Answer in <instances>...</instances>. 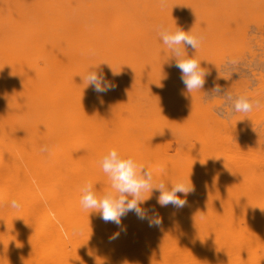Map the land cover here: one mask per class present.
<instances>
[{
  "label": "rangeland",
  "instance_id": "obj_1",
  "mask_svg": "<svg viewBox=\"0 0 264 264\" xmlns=\"http://www.w3.org/2000/svg\"><path fill=\"white\" fill-rule=\"evenodd\" d=\"M161 25L202 37L185 53L201 61L202 89L187 91L175 55L158 35ZM92 69L115 87L97 93L87 86L82 77ZM240 96L259 106L229 115ZM53 141L98 175L112 149L137 163L156 161L162 174L165 162L187 158L191 176L177 180L193 186L194 215L211 220L220 203L230 226L239 200L255 203L259 242L254 253L243 252L260 264L264 0H0V173L13 165L33 177L21 180L58 175L64 150ZM45 145L51 151H41ZM212 240L210 230L208 264H217ZM223 251L236 264H255L240 250Z\"/></svg>",
  "mask_w": 264,
  "mask_h": 264
},
{
  "label": "bare ground",
  "instance_id": "obj_2",
  "mask_svg": "<svg viewBox=\"0 0 264 264\" xmlns=\"http://www.w3.org/2000/svg\"><path fill=\"white\" fill-rule=\"evenodd\" d=\"M55 143L54 149L58 146L63 148L61 142ZM65 148L68 147L65 145ZM65 148L60 149L63 152L57 150L62 152L63 159L56 176L47 173L40 180L35 177L37 181L21 180L26 173L29 174L27 169L13 165L6 169L8 173H0V264H208L210 230L213 232L212 245L218 249L212 260L217 264H236L234 256L225 254L223 250H240L242 253H252L250 250H253L254 253L252 247L257 248L259 241L254 238V233L261 229L262 224L254 215L255 203L247 200L238 201L239 207L232 214L235 220L228 226L224 223L226 216L220 203L214 209L213 219H202L204 215H194L192 191L186 196L178 193L187 202L184 207L175 208L172 205L161 207L157 203L160 193L153 190L151 195L144 194L145 198L150 197L141 207L148 211L149 216L154 214L153 210L159 214L162 220L159 226L150 227L147 220L139 219L132 212L122 218L120 227L105 223L98 212L90 213L83 209L80 198L85 182H91L98 194L111 191L108 177L102 169L98 175L95 166L87 163L82 170L79 157ZM54 152L52 155L57 156L58 153L54 155ZM28 156L30 158L31 155ZM56 159L57 162L60 160ZM35 161L38 160L30 162L37 164ZM189 162L187 158L165 162L167 174L161 173L156 161L143 158L138 164L153 172L154 183L163 181L170 188L180 182L177 175L186 180L191 176ZM48 166L51 168V164ZM67 170L73 172V178L66 175ZM7 176L10 180H6ZM183 182L191 187L188 182ZM12 200L18 201L21 207H10ZM117 232L119 235L112 239ZM228 232L236 236L228 238ZM263 248L260 246L261 252H264ZM259 257L256 256L257 260H261ZM248 258L245 262H251L252 256ZM255 261L253 258L252 262L256 264ZM261 262L264 264L263 260Z\"/></svg>",
  "mask_w": 264,
  "mask_h": 264
},
{
  "label": "clouds",
  "instance_id": "obj_3",
  "mask_svg": "<svg viewBox=\"0 0 264 264\" xmlns=\"http://www.w3.org/2000/svg\"><path fill=\"white\" fill-rule=\"evenodd\" d=\"M158 35L163 44L175 55V66L181 72V80L187 91L190 93L193 90L202 89L206 73L201 67V61L194 57H185L186 47L197 49L202 37L191 31L186 32L179 27L173 30L164 25L159 26ZM82 79L86 81L87 86H93L97 93H105L115 87L94 69L90 70ZM220 91L219 87L213 89V92L219 93ZM227 100L232 101V97L227 96ZM254 105L258 107L259 101L253 102L247 96H240L232 102V112L229 115L249 113L253 110ZM41 151L49 152L51 149L45 145ZM100 167L108 177L112 190L101 195L97 193L91 182H85L81 187L80 204L90 213L98 212L105 223L111 222L118 227L122 225V218L130 212L135 213L141 220H147L150 227L159 226L162 223L155 210H153L154 214L149 216L148 211L141 207L149 199L153 190H158L160 193L157 203L161 207L172 205L175 208H182L187 202L178 193H183L186 196L193 191L192 184L189 187L182 181L172 184L170 188L163 181L154 183L153 172L150 169L138 164L131 156H121L115 149L110 150L102 157ZM145 193H150V195L145 198ZM10 207L19 209L21 205L18 201L12 200ZM118 235L119 232L113 234L112 239Z\"/></svg>",
  "mask_w": 264,
  "mask_h": 264
}]
</instances>
